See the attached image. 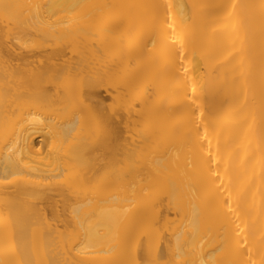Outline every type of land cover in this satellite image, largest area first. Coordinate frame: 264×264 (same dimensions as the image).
<instances>
[{
    "label": "bare ground",
    "instance_id": "bare-ground-1",
    "mask_svg": "<svg viewBox=\"0 0 264 264\" xmlns=\"http://www.w3.org/2000/svg\"><path fill=\"white\" fill-rule=\"evenodd\" d=\"M0 264H264V0H0Z\"/></svg>",
    "mask_w": 264,
    "mask_h": 264
},
{
    "label": "rangeland",
    "instance_id": "rangeland-1",
    "mask_svg": "<svg viewBox=\"0 0 264 264\" xmlns=\"http://www.w3.org/2000/svg\"><path fill=\"white\" fill-rule=\"evenodd\" d=\"M36 51L39 52L38 49ZM37 52H34V54L37 53ZM31 58H39V57L36 56V57H31ZM103 93L107 96V99L110 100L109 99V95L106 93V91H103Z\"/></svg>",
    "mask_w": 264,
    "mask_h": 264
}]
</instances>
